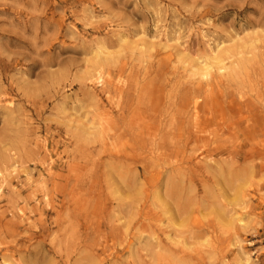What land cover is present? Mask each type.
Returning <instances> with one entry per match:
<instances>
[{
  "label": "rangeland",
  "instance_id": "rangeland-1",
  "mask_svg": "<svg viewBox=\"0 0 264 264\" xmlns=\"http://www.w3.org/2000/svg\"><path fill=\"white\" fill-rule=\"evenodd\" d=\"M0 264H264V0H0Z\"/></svg>",
  "mask_w": 264,
  "mask_h": 264
},
{
  "label": "bare ground",
  "instance_id": "bare-ground-1",
  "mask_svg": "<svg viewBox=\"0 0 264 264\" xmlns=\"http://www.w3.org/2000/svg\"><path fill=\"white\" fill-rule=\"evenodd\" d=\"M207 75H208V73H205V72L203 73V77H206ZM99 77L100 76H98V78H97L98 79L97 84H100L101 83V81H100L101 78H99ZM192 103H193L194 106L197 105V102L196 101H193ZM198 133H201V132L199 131ZM187 140L189 141V137L187 138Z\"/></svg>",
  "mask_w": 264,
  "mask_h": 264
}]
</instances>
